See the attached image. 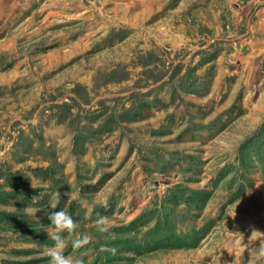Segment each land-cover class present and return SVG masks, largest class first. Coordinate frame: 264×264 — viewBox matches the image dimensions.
I'll list each match as a JSON object with an SVG mask.
<instances>
[{"label": "rangeland", "instance_id": "1", "mask_svg": "<svg viewBox=\"0 0 264 264\" xmlns=\"http://www.w3.org/2000/svg\"><path fill=\"white\" fill-rule=\"evenodd\" d=\"M59 210L83 264H264V0H0V264Z\"/></svg>", "mask_w": 264, "mask_h": 264}, {"label": "clouds", "instance_id": "2", "mask_svg": "<svg viewBox=\"0 0 264 264\" xmlns=\"http://www.w3.org/2000/svg\"><path fill=\"white\" fill-rule=\"evenodd\" d=\"M69 203L71 202V193L69 194ZM55 207V206H53ZM48 219L50 224L47 228V234L53 245L48 247L45 251L47 257H49V264H83V260L79 256L65 255V249L67 247L64 239V233H74L78 228V222L64 210L54 211ZM95 226L97 231L101 234H105L106 238L111 240L114 239V234L111 232V224L106 216L97 214L95 220ZM243 237L241 233H235ZM253 240H259L260 244L258 248H251V258L254 256L257 259L264 260V233L251 228V235L249 242ZM92 241V238L87 235H77L75 239L71 241V247L73 251L79 252L86 248ZM101 251H110L115 254V247H109L107 244L101 247Z\"/></svg>", "mask_w": 264, "mask_h": 264}]
</instances>
